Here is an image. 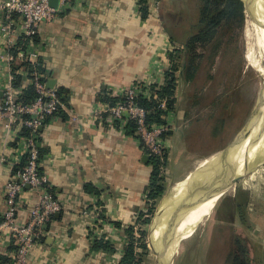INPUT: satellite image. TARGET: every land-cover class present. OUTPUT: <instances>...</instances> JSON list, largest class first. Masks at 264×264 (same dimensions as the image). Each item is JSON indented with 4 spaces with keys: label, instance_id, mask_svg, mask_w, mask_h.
Instances as JSON below:
<instances>
[{
    "label": "crops",
    "instance_id": "crops-1",
    "mask_svg": "<svg viewBox=\"0 0 264 264\" xmlns=\"http://www.w3.org/2000/svg\"><path fill=\"white\" fill-rule=\"evenodd\" d=\"M148 4L149 16L143 19L139 0H71L60 7L54 19L40 24L41 42L33 46L37 56L32 61L42 56L47 79L56 81L53 89H67L64 96L68 97L61 108L67 117H48L37 135L43 150V172L62 208L55 213V220L43 225L26 264H121L128 241L126 228L137 227L138 215L148 210L150 153L137 133L129 132L131 121L112 119L110 103L99 98L102 91L107 96L122 97V91L131 85L150 92L151 85L164 83L169 53L181 46L171 39L167 28L181 25L178 17L185 2L148 0ZM2 21L0 11V25ZM22 61L13 58L0 31V104L14 76L13 63ZM18 73L25 83H31L26 70ZM186 96L179 86L177 109L167 115L171 125L166 134L168 151L197 145L201 136L190 107L184 103ZM5 121L0 119V216L7 208L6 183L13 167L27 156L22 126L14 124L7 129ZM214 152L197 158L175 182L185 178L198 159ZM263 164L248 174L240 191L245 196L240 206L246 221L237 199H228L232 201L228 203L230 209L235 203L230 212L237 215L240 228L236 229L247 238L255 264H264ZM261 172V183H255L252 177ZM38 199V191L24 188L18 221L29 220ZM94 237L110 240L113 251L92 249ZM13 241L14 237L0 229V255L10 252ZM16 251L10 252L12 264Z\"/></svg>",
    "mask_w": 264,
    "mask_h": 264
},
{
    "label": "rangeland",
    "instance_id": "rangeland-1",
    "mask_svg": "<svg viewBox=\"0 0 264 264\" xmlns=\"http://www.w3.org/2000/svg\"><path fill=\"white\" fill-rule=\"evenodd\" d=\"M197 1L184 0L185 4L178 17V21L182 22L177 30L183 31L181 34L184 35V40L185 35L190 33L191 26L189 27L188 24L191 22L188 21V18L190 20L189 16L195 9ZM187 8L190 10L188 14ZM237 30L239 31V28L232 31L223 30L226 42L221 44L216 56H214L210 43L199 47L198 50L201 49L203 56L200 59L195 78L189 82L182 81L180 83V89L187 94L184 103L190 107L192 112L190 116L192 121H196L198 133L201 136L200 139L198 138L197 145L188 144L186 150L168 151L166 149L169 159L168 164L164 167L165 192L157 203L150 226L147 227L148 233L145 241L148 253L145 256L144 264H158L155 251L156 243L153 241L151 229L154 226L153 221H156V213L173 191L176 178L182 177L200 156L229 145L245 125L255 106L263 77L246 57L250 40L246 35V20H244L239 40L236 37ZM179 44L182 43L179 42ZM256 55L259 56V52H256ZM223 118L226 121L223 128H220ZM196 134L197 132L193 138L196 137ZM263 161L260 160L251 165L252 169L241 176L237 183L227 189L218 199L216 206L197 226L194 233L181 239L178 250L169 264H226V257L233 247L235 234L239 232V229L236 228H240L236 224L237 215L230 212L235 203L231 205L230 209L228 203L232 201L228 199L236 198L239 206L241 202L244 203V192H240L245 185L244 181L248 174L254 172L259 167V163ZM263 166L260 165L261 169H264ZM262 174L263 172L252 177L255 183H261L263 178L260 175Z\"/></svg>",
    "mask_w": 264,
    "mask_h": 264
},
{
    "label": "trees",
    "instance_id": "trees-1",
    "mask_svg": "<svg viewBox=\"0 0 264 264\" xmlns=\"http://www.w3.org/2000/svg\"><path fill=\"white\" fill-rule=\"evenodd\" d=\"M139 4L142 18H148V0H139ZM189 8H187V14L190 11ZM189 17L190 20L188 17L187 18L191 23L188 25L189 27L191 26V29L190 31L188 30L190 33L185 35V40L183 39L184 35L181 34L183 31L180 32L177 30L179 25H171L167 28L171 35V39L178 43L181 42L182 44L180 47H176L169 53L170 66L165 72L164 83L161 85H151V95H145L142 93L138 98L139 103L148 111L147 120L150 124L165 123L167 115L170 112L176 111L178 105L177 91L180 83L182 81L189 82L195 78L199 67L198 65L200 64V59L203 56V52H201V49L198 50V48L210 43L213 47L214 56H216L221 44L226 42V37L224 39L223 36V30L232 31L239 28L236 35L239 40L243 31L244 20H246L243 0H198L195 9ZM31 40L40 44L41 38L39 32L33 36H22L18 38L16 45L9 47L13 58L17 56L19 47L26 48ZM20 69L26 70L28 72V77H31L34 71L46 73L45 61L42 56H39L36 61L25 60L20 63H13V85L16 88H20L17 94V99L22 103H31L38 97V93L32 83H25L22 79V75L18 73ZM46 80L48 81V79ZM56 91L60 96L61 101L66 103L68 101V97L64 95L67 89L60 87ZM99 95L101 100L110 103V105H115L124 99L123 97L107 96L104 91H102ZM226 106L228 107V105ZM55 114L67 117V113H65V111L61 108ZM225 121V118L221 119L220 128H223ZM129 124V132L132 134L135 133V123L131 121ZM21 131L22 135H30L31 132L29 128L25 126L22 127ZM39 131L40 129H38V133ZM38 147L42 155L43 150L40 144ZM144 149L147 153H149L147 148L144 147ZM168 159L169 156L167 151L161 155L150 154L149 164L152 165V173L147 187L146 205L148 210L146 213L141 211L138 215L136 220L137 227L132 225L126 228L128 241L124 247V255L121 259V264H144L145 256L148 253V247L145 241V237L148 233L147 227L151 223L152 215L156 210L159 199L165 192L164 167L168 164ZM26 161L27 156L24 158L22 163H18L13 167L12 175L19 168H21ZM40 170L43 172L42 164L40 165ZM241 207L243 208V206L239 207L240 213L243 220L246 221L247 218L245 217V211L241 209ZM102 218L107 219L104 216H102ZM55 219L56 216L53 214L48 221V224ZM117 225L120 224L117 223ZM237 233L238 234H235L234 237L233 247L226 257V264H255L249 250L247 238L240 231ZM91 245L94 250L105 249L107 251H113L114 247V245L110 243V240L105 239L104 237H94L91 239ZM18 248L19 244L16 243V241H13L9 250L11 252L13 250H18ZM10 252L2 253L0 255V264H12L14 260L10 256Z\"/></svg>",
    "mask_w": 264,
    "mask_h": 264
},
{
    "label": "built area",
    "instance_id": "built-area-1",
    "mask_svg": "<svg viewBox=\"0 0 264 264\" xmlns=\"http://www.w3.org/2000/svg\"><path fill=\"white\" fill-rule=\"evenodd\" d=\"M70 2L71 0H58V6H55L51 0L1 1L0 11L3 21L0 31L5 38L7 47L15 46L17 39L22 36H33L38 33L42 22L54 19L60 7ZM36 44L31 40L26 48L19 47L17 59L32 61L37 56V51L34 50ZM13 79L12 75L0 104V119L6 120L5 127L7 129L17 124V126L29 128L31 132L30 135L23 136L27 161L6 183L7 208L0 216V229L14 237L19 244L14 257L15 264H26L28 254L43 225L62 208L61 203L52 192L47 175L40 170L41 153L37 135L38 129L45 120L63 107V102L56 89L47 86L45 73L34 71L29 77L30 82L35 86L38 97L27 104L18 101L19 89L14 87ZM142 93L151 95V92L143 91L142 87L131 85L122 91L124 99L115 105H110L108 111H110L112 119L135 123L136 133L142 145L151 155H161L168 148L166 134L171 130V125L168 120L165 123L150 124L148 122V111L138 101ZM25 187L38 191L39 199L31 211L29 220L26 223H21L17 219V213L20 207V195Z\"/></svg>",
    "mask_w": 264,
    "mask_h": 264
},
{
    "label": "bare ground",
    "instance_id": "bare-ground-1",
    "mask_svg": "<svg viewBox=\"0 0 264 264\" xmlns=\"http://www.w3.org/2000/svg\"><path fill=\"white\" fill-rule=\"evenodd\" d=\"M245 9L246 35L250 39L246 57L263 77L257 103L235 146L221 148L198 159L185 178L175 182L173 191L163 202L152 228V238L154 243L163 244L169 261L177 252L181 239L194 233L211 213L220 195L264 157V0H246ZM235 165L238 166L233 168ZM194 187L207 191L188 197L189 189Z\"/></svg>",
    "mask_w": 264,
    "mask_h": 264
},
{
    "label": "water",
    "instance_id": "water-1",
    "mask_svg": "<svg viewBox=\"0 0 264 264\" xmlns=\"http://www.w3.org/2000/svg\"><path fill=\"white\" fill-rule=\"evenodd\" d=\"M51 2H52V4L53 5H55V6H58V0H51ZM243 2H244V6H246V0H243ZM245 12H246V9H245ZM55 79H53V78H50L49 80H48V82H47V86L49 87V88H53L54 86H55ZM256 103H257V100H256ZM256 103H255V106H256ZM254 106V107H255ZM254 109L255 108H253V110L251 111V112H253L254 111ZM248 121L249 120H247L246 121V123H245V125L246 124H248ZM245 125L242 127V129L240 130V132L236 135V137L231 141V143L229 144V145H227L226 147H228V148H232V147H234L235 146V143H236V140L238 139V135L241 133V131L243 130V132H244V128H245ZM262 160H264V157H263V159ZM261 160V161H262ZM260 161V160H259ZM238 165H235L233 168H235V167H237ZM241 177V176H240ZM240 177H238L236 180H235V182L240 178ZM214 183V182H213ZM213 183L212 184H210V185H208L209 187L211 186V185H213ZM195 188V187H194ZM189 189V192L187 193L188 195V197H193L194 195H203L204 193L202 192V191H207V189L206 188H203V190H200V187H196L195 189ZM196 192H198V194H196ZM200 192H202V194L200 193ZM205 195H207V194H205ZM159 212H160V210H158V212L156 213L157 215H156V217L158 216V214H159ZM155 224V221H153V225ZM151 232H152V229H151ZM164 246H163V244H160V245H158V244H155V251H156V254H157V262H158V264H169V260H167L168 258L166 257V255L168 254V251H166V249L165 248H163Z\"/></svg>",
    "mask_w": 264,
    "mask_h": 264
}]
</instances>
